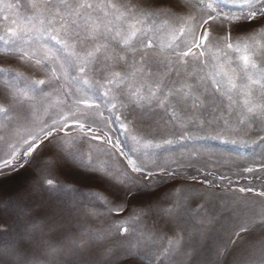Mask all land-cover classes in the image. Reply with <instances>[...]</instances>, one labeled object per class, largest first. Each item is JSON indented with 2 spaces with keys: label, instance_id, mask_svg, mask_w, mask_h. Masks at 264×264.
<instances>
[{
  "label": "snow or ice",
  "instance_id": "6c2138e0",
  "mask_svg": "<svg viewBox=\"0 0 264 264\" xmlns=\"http://www.w3.org/2000/svg\"><path fill=\"white\" fill-rule=\"evenodd\" d=\"M3 4L5 0H0ZM20 5L23 10L18 19L0 14V95L15 105L10 110L0 104V119L13 113L17 117V126L7 131L0 124V175L23 168L25 158H31L29 166L38 167V155L33 154L43 143L51 156L44 163L46 174L42 171L29 187L12 195L23 202L38 189L49 197L75 193L76 205H89L84 215L102 218L115 214L119 218L108 220L107 227L95 232L85 228L79 235L93 245L112 241L108 252L118 246L124 264H139L135 249L152 238L141 227L143 218L154 213L159 201L139 203L127 215L122 214L133 199L140 200L159 190L164 181L177 180L182 174L171 167H150L143 160L137 163L119 150L118 141L93 134L94 119L103 113L95 111L99 106L92 99L90 87L83 93L75 87L87 85V80L72 78L68 67L71 64L84 74L90 66L93 72L100 71L106 84L114 86L132 112L148 123L152 122L150 113L165 112L169 117L165 123H170L186 106L200 108L210 103L214 107L221 97L229 108L239 102L248 113L264 114V101L256 99L264 96V0H13L7 7L11 10ZM153 32L166 38L161 42L157 36L154 42L150 37ZM157 51L167 55L158 57ZM5 62L19 63L42 78L25 76L3 66ZM111 107L117 105L112 103ZM50 109L53 115L38 131L23 134L32 116ZM121 127L127 130V124L121 123ZM77 130L80 134L72 135ZM81 139L99 140L112 151L107 158L93 156L76 146ZM131 139L145 148L159 147L143 138ZM116 155L124 157L122 167L112 163ZM60 166L95 180L102 190L84 191L59 182L55 174ZM238 190L252 191L244 187ZM183 196L179 189L164 194L171 207L163 212L170 220L177 215ZM229 214L239 217L229 243H234L235 237L247 240L241 233L250 232L254 223L264 226V213L246 217L243 209L234 208ZM66 240L64 246L49 245L48 250L68 254L83 243L79 238ZM181 240L177 234L175 240H168V247H178ZM259 243L250 242L241 264L252 259V249Z\"/></svg>",
  "mask_w": 264,
  "mask_h": 264
},
{
  "label": "rangeland",
  "instance_id": "374dc122",
  "mask_svg": "<svg viewBox=\"0 0 264 264\" xmlns=\"http://www.w3.org/2000/svg\"><path fill=\"white\" fill-rule=\"evenodd\" d=\"M12 2L5 0V4L0 5L3 9L0 14L18 19L23 5L9 10L7 4ZM131 2L135 3V0ZM157 36L161 42L166 38L160 32L150 33L154 42ZM155 55L163 57L167 52L157 51ZM3 66L30 78H42L39 73L19 63L5 62ZM68 71L72 78L87 80V85L76 84L75 87L81 93L90 87L94 93L92 99L99 106L95 111L103 113L102 117L97 115L94 119L93 134L118 141L119 150L136 159L137 163L143 160L150 167H171L182 174L177 180L164 181L159 190H153L140 200L133 199L122 214L127 215L139 203L159 201V207L154 206V213L143 218L141 227L151 233L152 238L137 245L135 251L139 264H241L250 242L256 240L260 243L252 249V259L247 264H264V226L259 222L251 226L250 232L241 233V237L247 236V240L235 237V242L229 243L233 239L232 231L239 226L238 215L229 214L232 209H243L246 217L253 218L264 213V195H260L264 193V114L248 113L239 102L229 108L226 101L221 102V97L216 99L214 107L210 103L200 108L186 106L183 111L175 113L176 119L170 123H165L169 119L167 113H150L152 122L148 123L132 112L114 86L106 84L100 71L93 72L90 66L88 73L84 74L71 64ZM204 86L211 92L208 82ZM106 91L109 93L107 96L104 95ZM256 99L264 101V96ZM112 103L117 105L115 109L111 107ZM0 104L10 110L15 107L5 95H0ZM51 115V109L48 113L37 112L25 125L23 134L26 135L27 130L38 131L41 123L47 122ZM121 123L127 124V130L121 127ZM0 124L5 131L16 127L15 113L0 119ZM79 134V130L72 133ZM132 136L151 141L159 147L145 148L133 141ZM165 140L172 143H165ZM76 146L93 156L105 158L112 151L109 145L99 140L81 139ZM33 155H38V167L29 166L31 158H25L23 168L0 175V264H124L122 249L113 246L108 252L112 241L93 245L79 235L85 228L95 232L107 227L108 220L119 218L115 214L102 218L84 215V208L89 205L83 202L76 205L78 197L75 193L49 197L38 189L31 198L17 201L13 193L29 187L42 171L46 174L44 163L51 156L43 143ZM112 163L122 167L126 161L116 155ZM249 168L251 172L246 171ZM55 175L59 182L84 191L102 190L95 180L86 179L65 166L57 168ZM156 179L159 180V175ZM206 180L210 183H205ZM240 187L251 188L252 191L240 192ZM174 189L182 190L184 196L176 210L177 215L170 220L163 212V209L171 207L164 194ZM177 234L182 237L179 246L169 248L168 240H175ZM22 236L25 237L23 241L20 239ZM68 237L83 241L81 248L68 254L48 250L49 245L64 246ZM131 238L136 239L135 233Z\"/></svg>",
  "mask_w": 264,
  "mask_h": 264
}]
</instances>
